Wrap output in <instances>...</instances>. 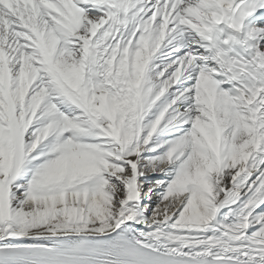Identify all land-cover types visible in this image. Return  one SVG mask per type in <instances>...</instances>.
Here are the masks:
<instances>
[{"label": "snow or ice", "instance_id": "1", "mask_svg": "<svg viewBox=\"0 0 264 264\" xmlns=\"http://www.w3.org/2000/svg\"><path fill=\"white\" fill-rule=\"evenodd\" d=\"M0 264H264V0H0Z\"/></svg>", "mask_w": 264, "mask_h": 264}]
</instances>
